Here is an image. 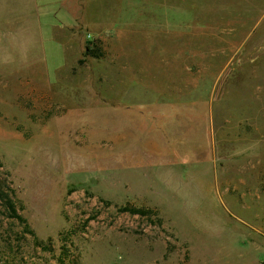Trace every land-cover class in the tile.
Listing matches in <instances>:
<instances>
[{
    "label": "rangeland",
    "instance_id": "obj_1",
    "mask_svg": "<svg viewBox=\"0 0 264 264\" xmlns=\"http://www.w3.org/2000/svg\"><path fill=\"white\" fill-rule=\"evenodd\" d=\"M1 192L0 264H264V0H0Z\"/></svg>",
    "mask_w": 264,
    "mask_h": 264
},
{
    "label": "trees",
    "instance_id": "obj_2",
    "mask_svg": "<svg viewBox=\"0 0 264 264\" xmlns=\"http://www.w3.org/2000/svg\"><path fill=\"white\" fill-rule=\"evenodd\" d=\"M0 195H1L0 200H3L5 203L4 207H5V211L7 213L8 218L15 219L19 221L20 223L25 224L26 223L25 220L21 216L18 215L11 197L8 194H4L3 192H1ZM131 213L136 214V215H143L144 212L141 210H131ZM68 260H69L68 264H79L76 258L71 259L69 256ZM64 263L65 262H63V264Z\"/></svg>",
    "mask_w": 264,
    "mask_h": 264
}]
</instances>
